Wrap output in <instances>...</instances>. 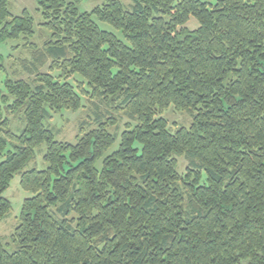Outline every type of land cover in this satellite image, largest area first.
Listing matches in <instances>:
<instances>
[{
  "label": "trees",
  "instance_id": "16d2710c",
  "mask_svg": "<svg viewBox=\"0 0 264 264\" xmlns=\"http://www.w3.org/2000/svg\"><path fill=\"white\" fill-rule=\"evenodd\" d=\"M82 1L37 0L38 47L32 15L0 0V42L23 38L35 73L0 87V221L16 175L32 194L0 264H264V0ZM76 75L136 123L109 156L116 118L76 144L46 125L83 108ZM171 107L191 126L172 132ZM7 114L23 116L21 134ZM44 144L48 167L26 170Z\"/></svg>",
  "mask_w": 264,
  "mask_h": 264
},
{
  "label": "rangeland",
  "instance_id": "374dc122",
  "mask_svg": "<svg viewBox=\"0 0 264 264\" xmlns=\"http://www.w3.org/2000/svg\"><path fill=\"white\" fill-rule=\"evenodd\" d=\"M121 1L128 9H131V6L133 5L132 0ZM104 2L105 0H83L80 10L82 12L92 11L96 6L104 4ZM37 8V0H11L10 10L14 16H21L22 13L27 10L34 18L36 35L32 39L31 43H34L38 47H42L43 44H41L42 41L38 33L42 29L41 24L43 23V18L37 11ZM99 25L103 30L113 33L115 32L119 38H122V35L115 31L111 26L103 23H99ZM187 27L194 30L197 29L198 25L197 22L192 19ZM41 33H44L45 36L48 34L46 31H42ZM25 43L26 42L23 38L19 40L0 42V57L2 58L1 63L5 67V69L0 72V87L2 89L5 88V81L7 78L23 79L27 81L35 78V73L31 70L33 59H31L29 50L24 49ZM23 45L24 48H22ZM22 61L26 63H22ZM50 66L51 63H48V65L41 70V73H50ZM54 75L58 76L59 72H54ZM69 82L74 85V87L78 88L79 86L80 90L83 89L86 92H89H85V95L82 96L83 108L78 111L64 110L59 113L51 112L46 125L54 133L57 141L76 144L78 137L81 135V131L89 133L90 131L97 129L100 122L107 121L108 118H116L117 126L110 128V132L116 135L118 139L116 144L107 152L106 156H109L119 149L121 134L125 131L126 125L131 124L132 127H135L136 123L132 122L127 117L125 112L120 109V100H116L112 103L111 101L106 102L104 100L91 98L92 90L88 87L87 82L81 76L76 75L73 79L71 78ZM161 116L169 122L172 132H176L177 127L188 128L193 122L192 117L188 113L177 111L174 107L165 110ZM8 117L11 121L13 131L16 134H21L25 128L23 116L10 115ZM46 150L47 146L45 144L38 148L34 161L27 166L26 170L33 168H38L40 170L46 169L48 167L44 161V154L46 153ZM178 162L179 173L184 174L189 166V161L185 157H180ZM102 165L103 160L98 163V169L101 170ZM31 196V193L26 192L22 188L20 174L16 175V177L12 180L10 187L4 194V197L12 203V211L6 219L0 221V240L5 245L11 246L10 251L14 250L11 238L16 227L19 225L23 202ZM53 212H56V209H53Z\"/></svg>",
  "mask_w": 264,
  "mask_h": 264
}]
</instances>
